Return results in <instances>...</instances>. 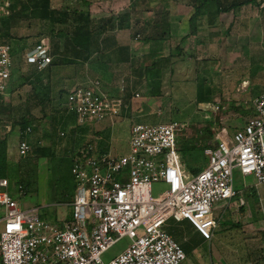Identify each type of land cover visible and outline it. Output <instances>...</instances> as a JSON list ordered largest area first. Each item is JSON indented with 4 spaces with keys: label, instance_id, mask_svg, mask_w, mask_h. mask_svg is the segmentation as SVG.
Masks as SVG:
<instances>
[{
    "label": "rangeland",
    "instance_id": "obj_1",
    "mask_svg": "<svg viewBox=\"0 0 264 264\" xmlns=\"http://www.w3.org/2000/svg\"><path fill=\"white\" fill-rule=\"evenodd\" d=\"M258 1L259 4L239 6L231 12L218 15L207 12L196 16L193 30L178 31L170 27L169 35L165 33L164 36L162 34V38L146 42L143 38L152 32L158 11L169 9L166 1L156 0L155 6H152L147 0L144 2L142 0H51L52 7L58 10V15L61 17L64 12L73 15L76 11L88 13L93 29L99 32L96 37L101 39L104 47L98 52L93 43L89 49H82L84 47L82 43L81 48L73 51V48L69 49L72 45L69 46L65 42L66 38L50 35L53 23L48 19H19L13 23L9 32L3 31V36L11 35L10 42L17 50L15 72L18 85L7 100L2 99L0 138L9 136V140H13V144L17 145L15 132L10 133L6 126L20 125L25 116L30 119H42L40 123L38 122L42 130L40 136L47 133L51 116L56 114L51 112V108L57 105L56 96L61 93L62 88L69 89L81 77L86 76L85 74L95 77L99 73H107V66H110L109 56L116 57L119 54L114 46L112 47L114 40L119 41L120 44L128 43L132 47L133 55L138 57V64L142 63L141 65L145 67L156 61L154 54H149L150 50L153 51L157 46L161 47L157 52L161 60L153 63L152 68H147L143 77L145 81L142 84L146 85V89L141 88L140 95L136 96H143L137 102H143L145 96L152 98L146 99L145 103L154 108L151 113L153 117L140 121L186 123V129L181 132L178 139L179 146L188 143L193 152L200 153L204 145L214 141L209 133L210 129L221 131L223 123L237 124L238 121H230L238 118H241L242 122L246 121L254 111L250 99L264 91V0ZM167 2L174 4L172 0ZM9 14H0V17ZM183 16L187 25L186 13ZM138 18L139 25L135 22ZM121 21L128 27L120 25ZM126 27L128 29L121 31ZM44 36L51 38V43L52 41L55 43L51 50L53 54L56 53L53 59L55 58L57 64L52 70L46 67L45 70L38 69L36 72L29 65L23 66L22 61L25 60L27 51ZM103 63L108 65L103 66ZM117 67L121 68L120 65ZM122 70L124 77L119 76L120 82L125 83L129 79L132 90L138 91L134 88L137 80H140L138 76L131 74L130 68L123 67ZM245 82L248 86L243 88ZM207 96L209 99L212 97L220 106L219 109H215L217 111L215 115L211 109H207V112L200 110L198 99L207 100ZM27 117L25 119H28ZM16 145L12 148L17 149ZM47 145L48 142L40 147ZM191 153L185 148L181 150L184 169L190 166ZM30 154L26 158L12 154V159L10 158L9 176L13 182V191L17 182L21 183V179L26 178L31 164H34L32 159L30 162L28 160L30 156L36 154L33 155L32 152ZM70 165L71 160L63 150L53 157L40 155L36 169L29 175L35 180L31 184L33 190L18 197L21 207L41 205L44 209L43 217L51 220L53 218L51 211L54 212L55 217L56 212L63 206L59 201L70 200L68 196L75 188ZM235 173L237 176L238 172ZM27 179L30 178L27 176ZM165 189V184L156 183L153 194L159 195ZM69 211H72L71 206ZM173 223L174 221H171V224ZM220 224L222 228L217 232L213 243L203 244L200 252L192 253V249L186 245L188 257L183 264H201V261L211 259L215 261V258H219L215 256L216 253L222 256V261L218 264H253L258 259L257 256L249 257L245 253L247 247L243 236L237 231L226 229L223 223ZM170 230L183 231L178 224L172 225ZM130 243L131 239L128 236L121 238L103 254V259L110 261Z\"/></svg>",
    "mask_w": 264,
    "mask_h": 264
},
{
    "label": "built area",
    "instance_id": "obj_2",
    "mask_svg": "<svg viewBox=\"0 0 264 264\" xmlns=\"http://www.w3.org/2000/svg\"><path fill=\"white\" fill-rule=\"evenodd\" d=\"M11 4L0 0V14H9ZM51 49L50 38L44 36L25 60L42 70L53 61ZM16 55L11 43L0 42L1 100L10 94ZM67 103L81 124L115 119L123 106L121 98L101 91L100 80L74 86ZM252 104L254 113L241 128L233 134L225 128L214 133L216 142L205 149L208 163L194 175L184 169L179 152L183 122L134 124L123 154L102 152L91 143L81 146L72 165V218L63 225L43 217L41 205L21 207L23 186L13 187L14 193L10 180L1 178L0 264H183L187 253L168 230L170 221L187 220L211 241L218 227L217 203L237 194L235 170L264 183V91ZM36 127L34 122L24 130L19 127V157L32 152ZM156 183L166 186L159 195L153 194ZM126 236L131 243L105 261L103 254Z\"/></svg>",
    "mask_w": 264,
    "mask_h": 264
},
{
    "label": "crops",
    "instance_id": "obj_3",
    "mask_svg": "<svg viewBox=\"0 0 264 264\" xmlns=\"http://www.w3.org/2000/svg\"><path fill=\"white\" fill-rule=\"evenodd\" d=\"M144 1L145 0H142V2ZM155 1L156 0H147L148 4L152 6H155ZM163 1H166V4L169 5L168 10L171 12L170 27L173 30H178V31L187 30L188 32V29H192L191 17L195 13L194 2L192 0L191 1L172 0L174 4L167 2V0H163ZM185 13L187 16L186 19L187 25H185V17L183 16V14ZM135 22L137 23V25H139V18L136 19ZM124 24L128 27L126 23ZM127 27L121 29V31L128 29ZM144 41L150 42L151 40H144ZM93 45H95L98 52H101L104 47V45H102L101 39L99 40V38L94 39ZM113 46L116 52H118L119 54L116 57L109 56L108 62L110 61V66L105 63H103L104 65L102 64L103 66L108 65L106 71L107 73L102 72L96 75L95 77H90L87 74H85L87 78L86 76L81 77L77 81V83L72 85L69 89L62 88L64 92L59 93V95H57L55 98V99L58 98L57 105L55 104L51 108V112H56V114L51 116L49 127L47 128L48 129L47 133H44L42 136H40L42 130L40 128L41 125L39 123L41 122L42 119L41 120L37 118L30 119V117L27 116L24 117V119L27 117L30 120V122H34L37 125L35 129V133L30 141L33 146L35 144H38L37 141L42 144L41 146H43L44 144H46V142H48L47 147H55L57 154H60V152L63 150L68 156V158L72 161V163L74 160L75 153H77V150L81 146H84L89 143L93 144L102 152L109 151L114 154H123L129 150L128 136L131 127L136 123H142V122L147 123L140 120L142 119L145 120L153 117L151 113L152 111H154V108L145 103L146 99L151 100L152 98L145 96L143 102L140 101L137 102V100H139L143 96L136 97V93L140 94L141 88L143 90L146 89L145 87L146 85L145 86L142 85L144 84L145 81L143 77L146 75V70L148 67L152 68L154 65L153 63H156L157 61L159 62V60H161L158 58V53H157L159 49H161V47L157 46L153 48V51L150 50L149 54L150 55L154 54V57H156L155 58L156 61H154L151 65L150 64L146 65L145 67L144 65H141L142 63L138 64L139 63L138 57L133 55L132 47L128 43L120 44L119 41L113 40L112 47ZM184 56L185 55H183V57ZM22 63L23 66L29 65L35 71L36 66H34L33 64L28 63L26 60H23ZM56 64L57 61L54 58V64H52L51 67L48 66V69L52 70L54 67H56ZM119 65L121 66V68L117 67ZM15 66H17L16 59H15ZM15 66L13 69L11 88L9 90L10 94L5 97L6 100L7 98H9V96H11L12 90L16 88V85H18L17 84L18 81L16 82V80L18 79H17V73L15 72L16 71ZM123 67L130 68L129 72L131 74L138 76V79H140L137 80V83L134 86V88L138 89V91L132 90L131 88L132 86L130 85L131 81L129 79L126 80L125 83L120 82L121 80L119 79V76L121 75V77L122 76L124 77L123 75L124 73H122ZM171 70L173 72L174 70L173 67ZM14 72L16 74H14ZM123 72H127V71H123ZM95 80H100L102 92H105L116 98H121L123 100L122 110L119 116H117L115 119H106L105 121H100V122L93 121L86 124H81L79 123L76 114L72 112L70 108H69V112L66 110V108H68L67 95L74 86L88 85ZM247 86L248 83L245 82L243 88ZM252 99L253 98L250 99L251 103H252ZM198 103L200 104V110L202 111L205 110L204 112H207L206 111L207 109H211L213 110L214 115L217 113L215 109H216V105L218 104L215 103L214 99L211 98L210 100H204ZM57 106L63 109L62 112L56 111L58 109V108L56 109ZM63 112L65 113L64 116H63ZM253 113L254 111L250 116H252ZM247 120L248 119H246V121ZM235 121H238L239 123L237 124L223 123L222 128L227 129L228 132L233 134L237 129L241 128L246 122V121L242 122L241 118H238L237 120H232L230 122H235ZM162 122H166V121H162ZM240 122L242 124H240ZM19 127L20 125L16 127H12V130L10 131V133L15 132L14 138H17L16 139L17 143L19 140V130H18ZM218 131H214V133H218ZM59 133L61 134V137H64L63 141H61L62 138L61 140H59L60 138L58 137ZM46 134L48 136H46ZM202 137H204V134H202ZM187 138L188 135L186 134V139ZM185 141L186 140L184 139V142ZM215 142H216V138L214 139L213 143ZM207 144H212V143L210 141ZM13 145L16 144H13V140H9V151H10L9 159L10 158L12 159V154L17 155L16 152L17 149H13L12 148ZM184 148L192 152L190 154V160L194 159L196 152H193V150H191L192 148L188 143L184 144L181 147L179 146L180 155H181V150H183ZM203 156L205 157L204 158L201 157V159L198 161L199 163L202 162V164H204V166L200 168V170L203 169L208 163V156L206 155L205 151L203 153ZM192 163H194L193 160ZM186 170L193 175L196 174L193 173L192 170L189 168ZM235 171H237L238 173L236 176V173L234 172L233 186L237 194L230 201H222L217 203L215 209V215L218 219V227L216 228L214 237L211 241L204 239L187 220L181 222H176L174 220H171L174 221V223L171 224L170 221L168 229L175 224L181 225L183 231L177 234V239L179 240L180 243L189 246V249H192L191 250L192 253L193 252L198 253L200 252L199 250L203 246V244L211 245V243H213V240L215 239L217 232H219V230L222 228L220 223H223L226 229H229L230 231L232 230L237 231V233L243 236V239H245L244 242L247 247V251L245 253H247L249 257H256V256L258 257V259L254 261L253 264H264V183L259 184L254 175H243L239 169H236ZM75 191L76 188L68 196L70 200L66 199L65 201H59V203H61V205L63 206L60 211L56 212L55 217H54V212L53 211L50 212L53 217L51 218L53 222L63 225L65 221L72 218V211H69V206H71L73 202ZM14 193H16V191H14ZM72 197L73 199L71 200ZM241 200L244 201L243 204L240 203ZM66 210H68L67 213H64V211ZM219 255L220 254L216 253L215 256H218L219 258H215V261H212V259L210 261L205 260V261H201V264H218L220 261H222L221 260L222 256ZM187 257H188V252H187Z\"/></svg>",
    "mask_w": 264,
    "mask_h": 264
},
{
    "label": "trees",
    "instance_id": "obj_4",
    "mask_svg": "<svg viewBox=\"0 0 264 264\" xmlns=\"http://www.w3.org/2000/svg\"><path fill=\"white\" fill-rule=\"evenodd\" d=\"M193 2H194V7H195V13L191 17L192 30L195 28L194 18L196 16H200L207 12L209 13L213 12L218 15L223 12H231L232 10L238 8L239 6L247 5L250 3H257V4L260 3V1L258 0H194ZM58 14H59L58 10L52 7L51 0H12V4L10 6V14L6 17H0V42L1 43H11L10 42L11 35L7 34V36H3L2 32L3 31L9 32L12 28L13 23L16 22L17 20L38 18V19H48L52 21L53 27L51 29L50 35L51 36L58 35V36H62L66 38L67 41L65 39V42L69 46L72 45L69 49L73 48V51H77V49L80 47V44L82 43L84 46L82 47V49H89V46L93 43L94 39L98 38L96 37V35L99 34V32L96 31L95 28L93 29L94 26H92V21L90 19L89 14L85 13L84 11H81V12L76 11L75 15L64 12L62 13L63 17H61ZM120 25L125 26V24H123L122 21ZM57 26H59V28H56ZM169 30H170V11L168 9H161L157 13V17L153 24L152 32L148 35H145L143 39L151 40V39L162 38L161 37L162 34L163 36L165 33L169 35ZM50 41H51V38H50ZM39 42H40V39L37 41V43ZM37 43H35L33 46H35ZM54 44L55 43L52 41L51 48ZM52 54H53V51H52ZM55 54L53 55L55 56ZM52 64H54V59L52 63L49 65V67H51ZM35 71L38 72L37 67L35 68ZM61 92H64V91L62 90ZM207 100H210L209 96H207ZM2 101L3 100H1L0 98V106L2 105ZM202 101L204 100L198 99V102H202ZM56 109H57L56 111L58 112H62L63 110L59 106H57ZM0 110H2V107H0ZM66 110L69 112V108H66ZM64 115L65 113L63 112V116ZM29 122H30L29 119H23L20 122V128L24 130L26 126L29 124ZM209 133H211L212 137L214 136V131H212V129H210ZM58 137H60L59 140H61L62 138L61 141H63L64 137H61L60 133ZM40 146L41 145H38V144H35L33 146L32 153L33 155L34 154L36 155L30 156L28 160L29 162L31 159L32 161H34V164H31V168L27 174L28 178L30 179H27V176H26V178L21 179L20 181L21 183L17 182V184H21L23 186L24 194L33 190V187L31 186V184L35 180H32L31 176L29 175H31L32 171L36 169L40 155L51 156V157H53V155H58L56 153L55 147H40ZM209 146L211 145L210 144L204 145L200 153H196V155L194 156V159H192L194 163H192V160H191L190 166L188 168L191 169L193 173H197L200 170V168L204 166L202 162L199 163L198 161L201 159L205 149ZM9 157H10L9 137L4 136L3 138H0V179L8 178L10 182L13 183L9 176L10 161H11ZM72 164L73 163L71 161V165H70L71 173H72ZM75 188H76V184H75ZM72 199L73 197L71 198V200ZM170 228L168 230L177 239V234L179 233V231L177 232L171 231ZM181 244L184 247L185 251H187L186 245H184L183 243Z\"/></svg>",
    "mask_w": 264,
    "mask_h": 264
}]
</instances>
